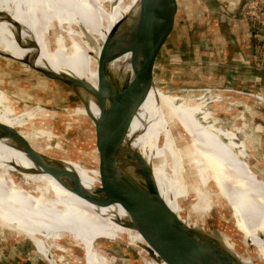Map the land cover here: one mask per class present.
<instances>
[{
	"label": "bare ground",
	"instance_id": "1",
	"mask_svg": "<svg viewBox=\"0 0 264 264\" xmlns=\"http://www.w3.org/2000/svg\"><path fill=\"white\" fill-rule=\"evenodd\" d=\"M117 2L105 3L111 20L104 37L94 35L81 24L76 25L77 37L89 62L58 25L48 23L11 1L0 0V54L13 60L38 55L35 65L48 67L56 73H68L97 88L98 61L104 50L112 56L107 63L108 70L120 81L127 75L131 81L134 77L133 64L143 61L147 64L153 62L155 66L156 51L165 31L161 28V12L168 0H137L130 10H118L116 14ZM97 3V0H88L86 5L104 8ZM80 92L97 117L100 107L92 93ZM11 107L9 99L5 101L0 97V122L18 131L26 143L23 145L10 136L0 138V225L12 224L19 233L27 234L47 255L46 239L68 233L83 244L86 264L111 263L109 256L95 246L94 234L104 233L115 239H127L148 250L158 245L159 222L111 182L48 157L47 164L34 162L25 147L42 151L38 147L42 139L27 123L39 114L40 108L15 114ZM200 109V106L186 102L165 105L157 88L152 86L122 141L118 157L120 164L125 169L132 160L127 157V152H138L152 167L164 199L175 213L181 215L177 192L170 186L164 167L153 164L152 160L158 157L170 160L176 173H185L186 164L191 163L193 167L189 166L191 171L187 174L192 186L187 190L194 192L196 199L189 209L197 219L192 223L184 222L193 228L204 223V213L212 208L210 192L206 188L211 178L232 205L238 227L244 233L243 240L255 246L259 256L264 258V244L260 236L264 232V183L237 173L195 136L192 122ZM83 112L86 113V110ZM174 117L191 136V143L185 148L179 147L175 136L171 135L173 125L170 124ZM162 135L164 143L160 146ZM186 156L189 161L185 164ZM126 170L132 171L128 167ZM202 234L206 235L205 232ZM220 241L239 264H255L249 258L238 255L227 239ZM52 263L56 264L53 260Z\"/></svg>",
	"mask_w": 264,
	"mask_h": 264
},
{
	"label": "water",
	"instance_id": "2",
	"mask_svg": "<svg viewBox=\"0 0 264 264\" xmlns=\"http://www.w3.org/2000/svg\"><path fill=\"white\" fill-rule=\"evenodd\" d=\"M168 1L172 8H177L178 0ZM182 1L188 21L195 30L194 45L196 50L193 71L196 75V83L192 91L200 96L198 99L204 101L201 108L209 111L210 114L211 111L206 103L217 104L222 113L219 116L222 121H225L226 115H230L232 111L227 122L233 119V124H237L239 128L245 127L250 132L249 135L254 134L255 138L249 137L251 139L249 151L252 153L250 158L259 164L264 163V25L248 6L247 0ZM161 17V28L169 34L174 28L173 17L167 9L162 10ZM238 40L245 42L243 61L232 60L236 56V51L240 52L237 47ZM228 50L233 54H230ZM111 57L104 50L100 54L97 67V88L68 73H56L48 67L35 65L38 55H29L22 60H17L29 67L33 76L39 77V80L35 79V81L43 88L63 86L71 91V98L74 99V102L72 103L70 100L69 103L73 106L77 105V107L82 106L77 109L81 112L85 109L86 113H83L93 121L94 149L98 156V169L108 177L112 185L120 189L126 196L129 195L132 202H136L148 215L159 222V243L151 246L152 249L148 250L142 246L135 248L126 243L124 239L119 238L114 239V242L120 243L124 249L135 252L144 264H160L162 262L166 264H239L235 256L228 253L221 245L220 240L227 239L233 244L238 255L249 258L255 264H264V258L259 256L257 248L243 240L244 233L238 227L232 205L221 194L211 178L208 179L206 188L209 192L211 189L213 193L209 194L211 198L212 195L217 198L216 203L211 199L212 208L215 204L220 206L221 210L215 209L216 212L241 236L245 245L244 253L239 252L235 248L234 241L224 234L223 236L216 235L215 232H207L200 227L193 228L187 225L184 220L189 223V219L184 218L182 214L175 213L169 206L160 191L152 167L138 152H127V157L132 160L128 159L129 163L126 161L128 165L125 166V169L120 164L118 157L122 151L121 144L133 117L146 101L152 86L156 87V68L153 62L149 64L143 61L135 63L132 65L133 79L130 81L131 77L127 75L120 81L107 68ZM220 67L234 74V82L232 79L222 76L223 73L218 70ZM243 69L250 72V78L245 81L239 76ZM80 90L92 93L94 96L100 107V114L97 117L90 111ZM182 102L189 105L186 100ZM10 105L13 106L11 102ZM12 108L15 112L14 106ZM223 115L224 117H222ZM174 120L180 124L182 129L180 131L184 135V137L179 136L180 139L177 137L178 140L175 139L177 140L176 144L179 145V141L182 139L184 141L181 146L185 148L191 143V136L176 117L172 119V122ZM176 128L179 129V126L177 125ZM170 132L174 137V128H170ZM5 136H10L23 145L26 143V139L18 131L0 122V138ZM241 145L246 153L243 159L248 163V152L244 142ZM181 146L179 145V147ZM239 147L238 150L241 149ZM25 149L34 162L46 163L47 157L36 148L25 147ZM49 157L55 160L54 157ZM155 159L152 160L153 164H156ZM248 166L260 180L264 181V178H260L251 169L249 163ZM126 167L132 171L129 172ZM209 183L211 184L209 185ZM180 206L183 210V205L180 204ZM202 232H205L206 235ZM212 233L215 234L214 237L210 236ZM260 236L264 244V232H261Z\"/></svg>",
	"mask_w": 264,
	"mask_h": 264
},
{
	"label": "rangeland",
	"instance_id": "3",
	"mask_svg": "<svg viewBox=\"0 0 264 264\" xmlns=\"http://www.w3.org/2000/svg\"><path fill=\"white\" fill-rule=\"evenodd\" d=\"M3 1H11L15 6L36 14L51 24L58 25L61 30H66L67 36L78 52L89 61L87 53L77 37L78 33L74 29L75 19L74 14L70 11V6L69 9H67L69 12L67 15L65 14L66 16L63 18L58 16L57 11H62V8H67L64 3L52 2V6H50L52 9L49 13L44 14L41 10L42 3L39 0ZM250 3L258 10L257 12L264 20V0H250ZM62 20L64 21L63 23L61 22ZM193 46H191L192 48L183 47L185 59L183 58L184 61H180L177 68H175L174 64L167 66H163V64L159 62L155 64V85L160 89H157V91L165 105L175 106L179 102L186 100L189 104L200 106L201 108V105L204 103L203 100L198 99L200 96L192 91L194 82L188 78L189 72L186 73L187 66L186 63H184L186 60L189 66H191L188 67V70L190 72L193 71V62L195 58ZM175 69L177 70L178 78L175 76ZM35 79L39 80V77L33 76L29 67L23 65L17 59H8L0 54V97L5 101L9 98V102L13 104L16 114L40 108L38 109L39 114L27 123V126L31 130L41 136L42 143H39L38 147L42 149V151L39 152L48 158H50L49 156L54 157L55 160H59L83 172L90 173L103 181L110 182L108 177L98 169L97 166L98 156L94 149V126L92 119L77 109L82 106L77 107V105L73 106L69 103L71 101L73 103L74 99L71 98V91L67 90V88L63 86H46L43 88L42 85L36 83ZM206 104L211 114H209V111L202 108L199 110L200 112H197L192 122L195 136L199 137L203 144L210 147L223 161L230 164L233 170H237V173L240 172L252 180L264 183V181L260 180L248 166L249 163L251 169L258 174L260 178H264V163L259 164L250 158L252 153L249 151L251 140L249 137L253 136L255 138L254 134L249 135L250 132L245 127L241 126L239 128L237 124H233V119L227 122L231 113H233L232 111L230 115H226L225 122L222 121L221 117L219 118L222 113L217 104H212L213 107L211 104ZM211 115L212 120H210ZM222 117H224V115ZM213 121L215 122L213 123ZM170 125H173V133L174 136H176L175 139L178 140L177 137L179 136L184 137L181 133V126L176 120L171 122ZM175 125H178L179 129H177ZM233 132L235 133L236 143L234 142ZM183 141L184 140L179 141L180 146ZM242 142H244L248 152V163L243 159L246 153L245 149L241 148ZM163 143L164 136L162 135L159 140V145L162 146ZM238 147L241 149L238 150ZM185 161L186 164L187 161H189V157L186 156ZM155 163L160 167H164V169H162L164 170V174L170 186L177 192V200L183 205L182 216L189 219L190 222L195 221L197 216L189 209L191 205L195 203V193L187 190L192 186L191 179L187 174L191 171L189 166L193 167L191 163L190 165L186 164L185 173L174 172L170 160L166 161V158L158 157L155 159ZM192 169L193 171L195 170V168ZM211 183H209V185ZM210 194H213L211 189ZM211 199L216 203L217 198L215 195H212ZM215 209L218 211L221 210L220 206L218 207L215 204L211 211L204 213V223L200 228L207 232H215L218 235L223 236L224 234L230 237L235 243V248H237L239 252L244 253L245 245L242 242L241 236L236 233L232 225L230 227L228 222L222 220L220 214L216 212L217 210ZM5 225L6 226L0 225V237L5 238L7 236L10 240H13L14 243H23L27 252L32 254L31 256H35L36 254L40 258L46 260L47 264H53L52 260L56 264H86V250L83 244L80 243V240L73 238L68 233L64 232L55 238L46 239L47 255L37 248V245L27 237V234L19 233L18 230L13 228L12 224L8 223ZM101 234L102 233L93 235L95 246L99 247L100 250L104 251V253L109 256L110 264H144L139 255L135 252L130 249H124L120 243L114 242L115 238L104 233ZM38 237L42 238L41 235H38ZM124 241L135 248L136 246L138 248L141 246L127 239H124ZM245 255L250 256L248 254Z\"/></svg>",
	"mask_w": 264,
	"mask_h": 264
},
{
	"label": "crops",
	"instance_id": "4",
	"mask_svg": "<svg viewBox=\"0 0 264 264\" xmlns=\"http://www.w3.org/2000/svg\"><path fill=\"white\" fill-rule=\"evenodd\" d=\"M33 1V0H32ZM38 1V0H35ZM42 3L41 10L44 14L50 12L52 8V2L55 3H64L67 8H62V11H57L58 16L65 17L70 11L74 14L75 25L74 29L76 30L77 24H81L88 31L93 33L96 36L104 37L105 31L108 29L110 24V13L105 7L103 0H97L99 4L104 5V8L99 9L97 5L87 4L88 0H39ZM114 0H106L105 3L113 2ZM137 0H118L117 8L115 13H118V10L121 12H126L130 10L133 4L136 3ZM179 4L176 9L172 8L170 1L166 5L165 9L168 10L170 15L173 17L174 28L168 34L166 31H163L161 34V41L156 51V62L162 63L163 66H167L170 64H174L175 68L179 66L180 61L185 59L183 53V47L192 48V43L194 42V29L188 21V17L184 12V2L182 0H178ZM165 3V1L163 2ZM47 9V10H46ZM120 12V13H121ZM66 14V15H65ZM64 22L63 20L61 21ZM50 23V22H48ZM51 24V23H50ZM66 33V30H63ZM194 50L195 49V46ZM228 47V45H227ZM237 47L240 52L236 51L235 58L232 60L243 61L245 52V42L238 40ZM193 51V50H192ZM242 51V52H241ZM228 52L231 53L229 50ZM228 54V55H230ZM184 58V59H183ZM186 63V73H188V78L191 79L195 84L196 83V75L194 71H189L188 62ZM156 67V66H155ZM176 70V69H175ZM223 73V77L232 79L234 82V74L229 73L223 67L218 68ZM241 72V70H240ZM176 78H178L177 70L175 72ZM240 78L242 80H248L250 78V72L247 69H243L240 73ZM192 84V83H189ZM159 90V89H158ZM0 264H47V261L40 258L38 255L31 256L32 254L27 252L25 245L23 243H14L13 240H10L9 237H0Z\"/></svg>",
	"mask_w": 264,
	"mask_h": 264
},
{
	"label": "built area",
	"instance_id": "5",
	"mask_svg": "<svg viewBox=\"0 0 264 264\" xmlns=\"http://www.w3.org/2000/svg\"><path fill=\"white\" fill-rule=\"evenodd\" d=\"M247 3H248V6L251 8V10L254 12V14L260 19L261 23L264 25V20L257 12L258 10L253 5H251L250 0H247Z\"/></svg>",
	"mask_w": 264,
	"mask_h": 264
},
{
	"label": "trees",
	"instance_id": "6",
	"mask_svg": "<svg viewBox=\"0 0 264 264\" xmlns=\"http://www.w3.org/2000/svg\"><path fill=\"white\" fill-rule=\"evenodd\" d=\"M106 0H103V3L105 4ZM192 45H194V42L192 43ZM195 46V45H194Z\"/></svg>",
	"mask_w": 264,
	"mask_h": 264
}]
</instances>
